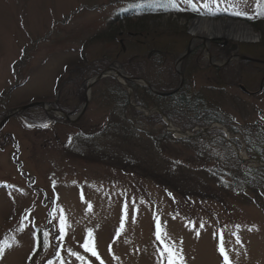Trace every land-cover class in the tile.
Segmentation results:
<instances>
[{"label":"rangeland","instance_id":"rangeland-1","mask_svg":"<svg viewBox=\"0 0 264 264\" xmlns=\"http://www.w3.org/2000/svg\"><path fill=\"white\" fill-rule=\"evenodd\" d=\"M231 2L197 12L165 0H0V122L9 114L0 127V264H168L166 244L183 264H226L221 245L228 264H264V15L226 18L264 12V0ZM173 12L192 18L175 23ZM124 15L121 34L105 37ZM204 15L255 37L206 39L191 29ZM150 51L164 67L142 58L122 67ZM107 67L120 73L97 79ZM112 83L127 93L126 118L115 113ZM184 83L213 101L220 122L183 110L171 120L148 99L146 111L136 103L133 89L147 95L135 87L168 98ZM61 208L63 239L51 214ZM90 229L99 260L80 246Z\"/></svg>","mask_w":264,"mask_h":264},{"label":"trees","instance_id":"trees-1","mask_svg":"<svg viewBox=\"0 0 264 264\" xmlns=\"http://www.w3.org/2000/svg\"><path fill=\"white\" fill-rule=\"evenodd\" d=\"M186 16V15H185ZM123 17L125 16H118L116 19H114L111 24H109L108 30L106 31V33L104 34L105 37H109L111 39H115L116 37L119 36V34H121L120 31V27H122L123 25L121 24V20L123 19ZM154 17V16H147V17H143L140 18V20H147V19H153V18H158ZM172 20V17H169ZM192 17L189 16H175L173 18V21L175 23L178 22V19H181L183 21H188L189 19H191ZM117 20V21H115ZM118 22V24L116 25V28H113V25ZM180 23V22H179ZM260 23H256V24H251L255 29L259 28ZM182 26H185L183 24H181ZM133 26H137V27H142L143 25H139V22L134 21ZM129 32V31H128ZM161 56L159 55L158 52H156V55H154L152 53V51L147 52L146 54H143L141 56H134L133 57H127L124 60H121V64L122 67H127L129 69H131L134 65L131 63L129 65L130 62H135L137 60H141L145 59V61L147 62H152L155 63L156 65H163L161 67H164V60L165 56L162 55V53H160ZM103 59V57L101 58ZM156 59L157 62H154ZM104 63V62H103ZM135 68V67H134ZM136 70V69H135ZM131 71V70H129ZM136 71H139V69H137ZM158 75V74H157ZM106 80H108L111 83V80H113L112 78H107ZM113 84V83H112ZM186 83H184L183 87L181 89H179L177 92H175L174 94H172L171 96L167 97H161V96H157L154 95L152 92H150L149 90H147L144 87H135V89H137L138 91H140V93H144L145 95H147V98L145 96V98H142V96L138 95L135 90L133 89V93L134 96H139L137 105L144 108L147 106H151L150 104L146 103V100L148 99V101H151L152 104L157 105L160 109L163 110V112L165 113V115H168L167 117H169L172 120V112L175 113L177 110L178 111H185L186 113H189L190 115H193L194 118H197L195 120H198L199 123L204 124V125H209L211 123L214 122H220L222 120V118L220 117L219 113L217 112V109L214 108H208V106H214L212 104L213 101H211L210 99H204L203 97H201L200 95L196 94L194 95V97L190 96L187 91H186ZM113 95H117V98L114 99L117 100L121 99L122 102V108H117L116 107V111L115 113L120 117V118H126L127 117V105H128V98H127V93L126 91L119 86L118 84H113ZM165 91V90H163ZM166 91H170V90H166ZM207 100V101H206ZM208 105V106H207ZM201 107H204L207 109H205L206 111H203V109H201ZM198 110H201V112H198ZM68 111V110H67ZM202 119V121L200 120ZM186 141V140H185ZM222 145L223 143H225V141L223 140H219ZM264 153V152H263ZM255 152L253 153V156H255ZM264 154H261V156L263 157ZM264 178V177H263Z\"/></svg>","mask_w":264,"mask_h":264},{"label":"snow or ice","instance_id":"snow-or-ice-1","mask_svg":"<svg viewBox=\"0 0 264 264\" xmlns=\"http://www.w3.org/2000/svg\"><path fill=\"white\" fill-rule=\"evenodd\" d=\"M149 2H160V0H149ZM165 2L167 3V5L174 10L180 11L182 10L179 7L180 3L186 4L188 5V7L193 10V11H199L200 8H205V9H209L211 5L215 4L217 6V8H219V6L222 3H229L231 7L235 8L236 5L234 3L231 2V0H200V3L197 4L196 0H165ZM261 0H258V3H260ZM211 14L215 15V12H212ZM233 14L236 15H243L246 18H256V16H260V15H264V12H257L256 15L252 16V17H248V15L246 13L243 12H233ZM43 127H47V124L42 125ZM75 183V182H73ZM143 202V201H141ZM127 202L123 205V213H124V220L126 222L127 220ZM134 207V211L138 212L139 209L135 207V204H133ZM92 205L88 204V210H91ZM52 216L54 219L58 220V228H59V238L63 239L64 236L67 234V229L70 227V225L67 223V217L66 214L64 213V210L61 208L59 210V215L57 216V213L55 210L52 211ZM193 227H195V225H193ZM123 227L121 228V231H123ZM155 234H156V238L158 240H160L163 236H166L167 233L162 229V225L161 222L159 221V218L157 217L155 220ZM48 233H45V236H47ZM197 235H199L197 233ZM84 251L86 253H89L92 257H95L97 260L100 259L99 256V252L97 250V245H96V237H95V233L93 230H88V235L87 238L84 240V242L80 245ZM164 252L167 253V258H168V264H183V256L182 253L179 252L174 246H170V245H165L164 247ZM220 252L221 254L224 256V260L226 262V264H228L229 258L228 256L225 254L224 252V248L221 245L220 247ZM73 255L76 256L77 259L79 260H84L85 257L80 255L79 253H73ZM0 259H2V256H0ZM87 264H91V262H87ZM101 264H103V261H101Z\"/></svg>","mask_w":264,"mask_h":264},{"label":"bare ground","instance_id":"bare-ground-1","mask_svg":"<svg viewBox=\"0 0 264 264\" xmlns=\"http://www.w3.org/2000/svg\"><path fill=\"white\" fill-rule=\"evenodd\" d=\"M233 23L230 21H206V20H198L194 21L191 24L192 31L200 32V30L203 31L204 37L206 39L210 37H217L219 35L221 36H228L232 39H245V40H252L254 39L255 35L253 32L245 26H239V25H232ZM113 73L119 72L115 67L112 68ZM120 73V72H119ZM56 115H61V112L59 110H54Z\"/></svg>","mask_w":264,"mask_h":264},{"label":"water","instance_id":"water-1","mask_svg":"<svg viewBox=\"0 0 264 264\" xmlns=\"http://www.w3.org/2000/svg\"><path fill=\"white\" fill-rule=\"evenodd\" d=\"M111 69V67H107L106 69L103 70V72H101L97 77V79H100L102 76H105V75H109V70ZM153 90V89H152ZM158 95H164L162 92H159L157 90H154ZM24 107H20L16 110H23ZM50 110H54V109H50ZM61 112V115H63L64 117L68 118L67 116V113L59 110ZM9 118V114L6 115V117L0 122V127L5 123V121ZM176 133H181L180 131H176Z\"/></svg>","mask_w":264,"mask_h":264}]
</instances>
